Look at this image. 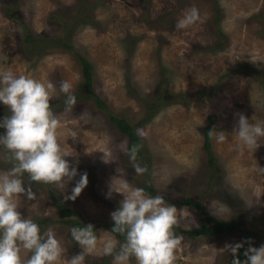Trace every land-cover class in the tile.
I'll return each instance as SVG.
<instances>
[{
    "label": "rangeland",
    "instance_id": "rangeland-1",
    "mask_svg": "<svg viewBox=\"0 0 264 264\" xmlns=\"http://www.w3.org/2000/svg\"><path fill=\"white\" fill-rule=\"evenodd\" d=\"M191 9L197 19L178 27ZM28 33L36 43H26ZM54 39L90 62L94 94L105 108L85 93L75 55ZM0 70L54 86L49 104L61 122L58 140L77 174L63 191L25 174L35 196L13 199L41 232L51 228L60 240L64 252L55 264L81 252L83 264H136L134 257L118 262L103 253L105 242L115 239L104 226L123 198L112 190L122 180L132 188L149 184L173 201L193 198L213 218L235 219L255 232L249 245L264 244V143L251 151L233 135L241 113L251 122L264 120V0H0ZM63 81L71 85L67 93L60 91ZM69 95L75 103L66 106ZM9 114L0 104V117ZM110 115L136 128L142 159L128 152ZM208 117L215 176L204 150ZM220 131L223 142L216 138ZM14 163L0 146V172ZM82 173L87 184L68 199ZM54 199L78 216L61 220ZM176 208L173 231L181 242L174 264H229L226 245L240 243L242 233L191 237L186 232L199 228L201 215L191 206ZM76 224L98 226L94 249L85 251L73 239ZM30 254L20 249L22 261Z\"/></svg>",
    "mask_w": 264,
    "mask_h": 264
},
{
    "label": "clouds",
    "instance_id": "clouds-1",
    "mask_svg": "<svg viewBox=\"0 0 264 264\" xmlns=\"http://www.w3.org/2000/svg\"><path fill=\"white\" fill-rule=\"evenodd\" d=\"M197 19L195 9H191L178 27H184ZM71 85L67 81L60 84V91L67 93ZM51 82H43L27 74H16L10 70H0V104L8 107L10 114L0 117V146L15 161L13 166L0 172V264H55L61 258L64 249L51 228L41 232L39 225L18 210L14 197L25 194L28 199L35 196L24 183L27 174L30 181L55 184L63 189L77 174V169L65 159L69 152L62 149L57 129L60 121L50 107L52 96ZM75 103V96L69 95L66 106ZM233 135L239 146L254 151L259 143H264V120L251 122L243 113L238 118ZM218 141L227 139L225 133L216 134ZM264 170V168H261ZM137 171H141L137 168ZM87 184V174L82 173L71 190L68 199H75ZM123 198L119 206L111 212L114 231L124 235L123 242L115 239L105 242L103 253L112 255L118 262H127L134 257L136 264H174V252L180 245L181 237L174 234L173 228L178 222L177 208L165 203L161 195H147L143 188H132L122 180L119 189ZM93 225L73 227V239L85 251L96 245ZM243 245H226L232 254V264H264V244L259 247L249 245L243 255L237 257ZM30 252L24 261L20 258V249ZM67 264H83V252L72 256Z\"/></svg>",
    "mask_w": 264,
    "mask_h": 264
},
{
    "label": "trees",
    "instance_id": "trees-1",
    "mask_svg": "<svg viewBox=\"0 0 264 264\" xmlns=\"http://www.w3.org/2000/svg\"><path fill=\"white\" fill-rule=\"evenodd\" d=\"M6 13L9 15L11 19H15L22 23L21 18L19 14L16 12H12L11 10L6 11ZM220 36V35H219ZM53 42L60 47H62L65 50L72 51V53L75 55L76 59L79 61L81 66V74L83 77V88L85 93L92 97H94L96 104L100 107H104V103L94 94L93 86H92V65L90 62L83 56H81L78 52L72 49L70 45L67 43L61 41V40H53ZM26 43L33 44L36 43V40L32 37L31 34L26 35ZM203 94V92H201ZM109 120L114 125L115 129L119 131L122 135H124L127 140V150L128 152L134 156L142 159V149H141V140L138 136L137 130L134 126L130 125L124 118L116 117L114 115H110ZM208 126L204 128V150L207 153L210 169L212 172V176L216 175V166L213 159V154L211 151V146L209 143V135L210 132L213 130V118L208 117L207 118ZM144 170H146L145 166L143 165ZM144 192L147 195H156L154 189L149 185L146 184L144 187ZM52 195V194H51ZM164 198L165 203L174 204L176 207H183V206H191L195 208L198 213L201 215V225L199 228L186 232L187 235L194 237V236H203V237H210V236H217V235H225V234H231L234 232H241L243 235V239L241 240L240 244L243 246L238 250L237 257L238 259L242 260L245 258L243 255L245 249L249 246L250 241L253 237H255L257 234L255 232L249 231V230H243L240 228V225L237 220L235 219H229V220H217L213 218L210 214L204 212V208L202 204L193 198H183L177 201H173L170 197L162 196ZM54 201V205L58 209V216L61 220H64L66 218H70L72 216H78V214L75 212V210L62 207L60 204L57 203V201ZM210 221V225H206V222ZM87 224H76L77 227H83ZM114 222L111 221L109 224L105 225L104 228H106L117 240L118 243L123 242L124 235L119 233L118 231H114ZM97 225H93L92 231H95L97 229ZM179 231H181L178 227H176ZM99 264H107L106 260H103ZM229 264H232V258L229 261Z\"/></svg>",
    "mask_w": 264,
    "mask_h": 264
}]
</instances>
